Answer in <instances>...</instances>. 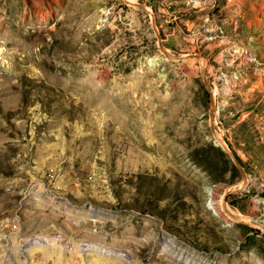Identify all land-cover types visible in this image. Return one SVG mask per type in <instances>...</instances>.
Listing matches in <instances>:
<instances>
[{
	"label": "rangeland",
	"instance_id": "1",
	"mask_svg": "<svg viewBox=\"0 0 264 264\" xmlns=\"http://www.w3.org/2000/svg\"><path fill=\"white\" fill-rule=\"evenodd\" d=\"M0 264H264V0H0Z\"/></svg>",
	"mask_w": 264,
	"mask_h": 264
},
{
	"label": "bare ground",
	"instance_id": "2",
	"mask_svg": "<svg viewBox=\"0 0 264 264\" xmlns=\"http://www.w3.org/2000/svg\"><path fill=\"white\" fill-rule=\"evenodd\" d=\"M132 1H133V0H132ZM217 142H218L219 145H222V146L226 147L225 141H223L222 137L217 136ZM217 204H218V202H217L215 199H213V200L211 201V207L216 211V213H217L218 215L221 216V215H222V212L220 211V209H219V207L217 206Z\"/></svg>",
	"mask_w": 264,
	"mask_h": 264
},
{
	"label": "water",
	"instance_id": "3",
	"mask_svg": "<svg viewBox=\"0 0 264 264\" xmlns=\"http://www.w3.org/2000/svg\"><path fill=\"white\" fill-rule=\"evenodd\" d=\"M210 98H211V104H212L210 115L212 116V118H214L216 115V103H215V99L212 95H210ZM224 148L227 149V147H224Z\"/></svg>",
	"mask_w": 264,
	"mask_h": 264
}]
</instances>
